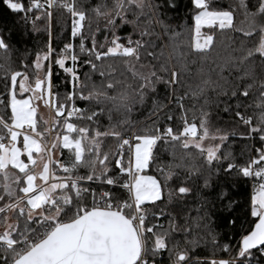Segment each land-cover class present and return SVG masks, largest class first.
Here are the masks:
<instances>
[{"label": "snow or ice", "instance_id": "1", "mask_svg": "<svg viewBox=\"0 0 264 264\" xmlns=\"http://www.w3.org/2000/svg\"><path fill=\"white\" fill-rule=\"evenodd\" d=\"M0 3V264H264V0H188L187 23L177 0Z\"/></svg>", "mask_w": 264, "mask_h": 264}, {"label": "trees", "instance_id": "2", "mask_svg": "<svg viewBox=\"0 0 264 264\" xmlns=\"http://www.w3.org/2000/svg\"><path fill=\"white\" fill-rule=\"evenodd\" d=\"M43 1V0H41ZM26 2V0H25ZM178 8L175 11H171L168 13L169 16L174 17L173 23L177 22H183L187 23L186 14L188 12V0H177ZM16 19V17L4 6L2 3H0V24H11V22ZM41 27H43V21L38 22ZM54 27H53V47H62L65 40L63 39L64 34L66 32V29L64 31L61 30L60 25H55V21H53ZM229 34H225L223 36H220L217 40L218 48L217 51L223 55L224 54V48L221 44V41H223L224 44L227 43V37ZM47 39V34L44 32L40 33H31V35L25 34L24 36H21L19 34L14 35L13 37V49L14 51L11 53V67L13 69H19L20 67V61L22 57L25 55V49L28 50L29 53H34L37 47L42 44ZM187 39V38H186ZM216 53H213V56H215ZM0 63H5L2 54H0ZM87 71V69H84ZM194 71V66H193ZM53 72V83H61L63 80V77L65 74L62 71H58L55 66L52 68ZM2 74V72H0ZM194 82V81H193ZM61 91L64 90L63 86L60 89ZM160 92L163 94V87H160ZM211 95V94H210ZM189 104L191 101L188 102ZM199 104H197V107ZM223 105H221L220 109H217L213 107L212 115L213 120L216 123V125L220 128L226 129L228 131L235 130L237 133H240L244 131L242 126H239L235 124L233 121V118L230 117L228 114L224 113L222 109ZM151 108V104L148 103L146 106L138 107L133 113H132V120L134 121H140L144 122L146 118L149 117V110ZM252 109L249 110V114L252 113ZM235 142L236 144H242L243 142L240 139L239 135L232 136L230 140L228 141L229 144H232ZM66 154V153H65ZM166 159V157H165ZM147 174H154L152 170H146ZM239 191L241 193V196L239 197L241 200H243L246 196H249L251 194V182H241L239 186ZM194 214V213H193ZM162 222L164 221V218H161ZM219 231H221V239L224 241H228L229 237H231V243L236 244L239 240L238 235H233L232 232H230L227 228H224L223 226L220 227ZM175 239H178L183 244V237L180 234H177ZM197 253L200 255H205L206 250L197 248ZM167 262V253H164L163 258L160 260V264H166Z\"/></svg>", "mask_w": 264, "mask_h": 264}, {"label": "rangeland", "instance_id": "3", "mask_svg": "<svg viewBox=\"0 0 264 264\" xmlns=\"http://www.w3.org/2000/svg\"><path fill=\"white\" fill-rule=\"evenodd\" d=\"M242 21H244V17L238 10L237 11V15H236V23H237V25L240 26V27H244L246 22L245 23H241ZM43 115L45 116V118H48V110H46V109L43 110Z\"/></svg>", "mask_w": 264, "mask_h": 264}, {"label": "crops", "instance_id": "4", "mask_svg": "<svg viewBox=\"0 0 264 264\" xmlns=\"http://www.w3.org/2000/svg\"><path fill=\"white\" fill-rule=\"evenodd\" d=\"M48 118H50V113L48 112Z\"/></svg>", "mask_w": 264, "mask_h": 264}, {"label": "built area", "instance_id": "5", "mask_svg": "<svg viewBox=\"0 0 264 264\" xmlns=\"http://www.w3.org/2000/svg\"><path fill=\"white\" fill-rule=\"evenodd\" d=\"M41 2H43V1H41Z\"/></svg>", "mask_w": 264, "mask_h": 264}]
</instances>
